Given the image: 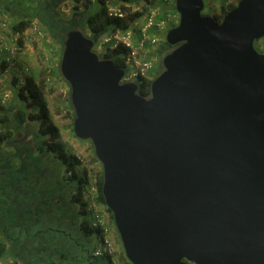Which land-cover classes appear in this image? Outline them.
<instances>
[{
	"label": "water",
	"instance_id": "water-1",
	"mask_svg": "<svg viewBox=\"0 0 264 264\" xmlns=\"http://www.w3.org/2000/svg\"><path fill=\"white\" fill-rule=\"evenodd\" d=\"M174 7L146 97L82 30L66 32L73 133L101 164L131 264H264V0L219 21L204 0Z\"/></svg>",
	"mask_w": 264,
	"mask_h": 264
},
{
	"label": "trees",
	"instance_id": "trees-1",
	"mask_svg": "<svg viewBox=\"0 0 264 264\" xmlns=\"http://www.w3.org/2000/svg\"><path fill=\"white\" fill-rule=\"evenodd\" d=\"M64 1L32 0L34 6L25 8L22 18L11 28L13 33L19 34L18 46L22 48L23 38L29 34L33 22L46 33L51 46L54 42L60 47L61 57L64 36L73 28L82 30L96 43L102 36L131 28L154 5L161 14L157 20H163L170 10L176 12L174 0L171 8L166 6L167 0H145L147 5L135 12H131V6L126 3L129 0H122L120 8L125 16L119 18L110 14L106 0H87L83 9L74 7L64 13ZM234 7L222 9V15L214 18L221 20ZM261 41H255V45ZM171 48L164 41L156 53L162 54ZM125 55L126 49L121 44L99 54L123 70H126ZM2 62L0 74L7 69V64ZM46 66L49 67V63ZM25 69L20 71L25 74L24 78L13 82L14 96L9 106L6 102L10 97L4 99L6 93L1 95L0 92V260L8 257L12 264H100L93 256L96 247L93 237L99 239V231L91 225L87 210L89 172L61 141L60 130L51 120L47 102V95L53 94L58 82L64 79L59 71L50 76V71L28 73ZM152 72V78L137 82L141 96L149 95L151 81L160 70ZM7 88L0 87V91L5 92ZM66 102L67 115L73 119L68 98ZM6 147L10 148L8 152ZM92 159L100 165V170L94 174L97 200L113 217L102 195V168L94 152ZM116 238L121 249L114 253L117 263L131 264L119 236ZM106 258L112 264L111 257Z\"/></svg>",
	"mask_w": 264,
	"mask_h": 264
},
{
	"label": "built area",
	"instance_id": "built-area-1",
	"mask_svg": "<svg viewBox=\"0 0 264 264\" xmlns=\"http://www.w3.org/2000/svg\"><path fill=\"white\" fill-rule=\"evenodd\" d=\"M217 1L220 4L219 10L213 16L221 15L222 9L227 10L231 6H234L233 4L235 2V0ZM121 5H123L122 0H117L115 5H108L110 14L119 18H124L125 13L120 8ZM136 9H138V7H136ZM160 15L158 9H151L150 12L144 16V23L142 25H139L137 21L131 28L116 30L114 33L102 36L94 43L93 50L98 55L104 53L107 48L114 49L120 44L126 49V70H124V76L121 80L122 83L137 84V82L142 79H149V75L155 66L153 64L154 60L146 58L145 55L148 54L152 48L160 46L165 41V38L161 35V32L165 34L166 31L169 30V28L164 30L165 26H171L173 23L177 24L179 20L177 12L170 11V13L165 14L163 20L156 21V17ZM0 28L3 30L8 29V23L5 19H0ZM152 28H155L154 31H152ZM29 34L34 37L43 36L42 30L36 22L31 24ZM18 36L19 34L13 33V38L10 39L11 44L8 42L2 43L0 48V60L3 61L5 58L6 61L12 62L11 57H13L15 52L20 48L18 46ZM8 53L11 57L7 56L2 58V56ZM157 58H155L156 61ZM25 71H27V69H25ZM7 97L8 95L5 94L4 99ZM86 194L88 201L87 210L91 225L99 231L100 243L95 247L93 256L96 258L111 257V263L118 264L114 255L116 250V239L114 240L113 238V232L116 234L117 231L115 229L113 217H111L105 207L98 202L96 187L90 186Z\"/></svg>",
	"mask_w": 264,
	"mask_h": 264
},
{
	"label": "rangeland",
	"instance_id": "rangeland-1",
	"mask_svg": "<svg viewBox=\"0 0 264 264\" xmlns=\"http://www.w3.org/2000/svg\"><path fill=\"white\" fill-rule=\"evenodd\" d=\"M90 1L95 2L96 0H90ZM116 1L117 0H106V3L107 5L112 6L113 3L116 4ZM237 1L239 2L240 0H235L233 5H236ZM84 3H87V0H65L62 5V7L64 8L63 12L64 13L69 12V10H71L74 7H77L78 9H83ZM126 3L129 6H131L132 8L131 12L140 11L145 7V5H147V2L145 0H129L126 1ZM215 3H217V0H204L203 12L210 15H214L215 13H217ZM136 7H138V9H136ZM151 8L152 10H154L158 7L157 5L156 6L154 5V7ZM143 23H144V17L138 20L139 25H142ZM168 27L170 28L169 25L165 26L164 30ZM166 33L164 34L163 32H161L163 38H165ZM42 34L43 36L40 37L37 36L34 37L28 34L26 37L23 38V43L25 44V50L24 53L22 54L23 57L20 58L19 61L22 62L24 64V67L28 69V73H33V72L37 73L38 71L44 70L45 72L50 71L49 74L51 76L52 74L57 73V71H59L60 58L59 60L57 57L53 58V53L51 51V47L53 46L50 45L51 43L49 42V40H46L47 39L46 33L42 32ZM257 47L259 50L263 51L262 53H264L263 41H261L257 46L255 45V48ZM27 54L29 56H27ZM165 54L166 52L159 54V57L157 58V61L154 65L160 71H162L161 60ZM48 63H49V67L46 66L48 65ZM153 75L154 74L151 71L149 78H152ZM15 76L17 78L13 77L14 79H12V82L5 81L4 83V85H6V88L10 87V89L7 88V91L5 92L2 90L0 91L1 95L6 93V95H8L7 98L10 97L9 101L6 102L7 103L6 106H9L13 102L15 86H13V84L11 83H13L14 81L16 83V80H22L25 74L18 73V75ZM0 86H2L1 83ZM11 86H13L12 87L13 89L11 88ZM67 98L69 99V86L64 80H61L58 82L57 89L55 90V92L53 94L47 95V102L49 104V108L51 111V120L58 126L60 130L61 141L66 145L69 152L75 154L82 162L83 168L87 169V171L89 172L88 175L89 182L91 186L95 187L94 174H96V172L100 170V165L98 163H95L92 159L94 151L91 143L89 141L80 140L76 138V136H74L72 133L71 124L73 122V119L71 116L67 115L69 114L68 113L69 108L66 102ZM9 150L10 148L6 147V152H8ZM99 243L100 240L97 239L96 237H93V245L97 247ZM116 244H118V251L116 252H120L121 249L119 242L117 241V238H116ZM97 258L100 264H109L106 257H97ZM1 261L2 260H0V262ZM3 264H8V263L3 262Z\"/></svg>",
	"mask_w": 264,
	"mask_h": 264
},
{
	"label": "crops",
	"instance_id": "crops-1",
	"mask_svg": "<svg viewBox=\"0 0 264 264\" xmlns=\"http://www.w3.org/2000/svg\"><path fill=\"white\" fill-rule=\"evenodd\" d=\"M32 1V0H31ZM30 0H0V19H5L8 23V29L7 30H3L0 28V48L2 43H9L11 44L10 39L13 38V31L11 30L12 25L17 23L23 16L24 9L25 8H29L31 5ZM172 0H167L166 1V6L171 8L172 7ZM34 6V5H31ZM219 2L217 1V3H215V7H216V12L219 10ZM156 21H160L157 20L156 17ZM169 28V27H168ZM155 28H152V31H154ZM53 49L51 47V51L53 53V58L57 57L58 59L59 57V50L60 47L54 42L52 44ZM159 46L154 47L150 50V52L148 54L145 55L146 58L154 60L153 64L155 65L156 63V59L159 56V53H156V51L158 50ZM25 50V44H22V48L20 46L19 50L17 52H15V54L13 55V57H11L9 55V53L5 56H2V58L4 57H11L12 58V62L6 61L4 58V64H7V69L4 70L3 73L0 74V83L2 84L3 88H6V85H4L5 81H10L12 82V79H14L13 77H16L15 75H18V73H20L21 69H23L24 64L22 62L19 61L20 58L23 57V53ZM27 56H29L27 54ZM3 64L2 61H0V67ZM25 68V67H24ZM158 69L157 67H153V70ZM17 78V77H16ZM13 84V83H11ZM12 88V87H11ZM2 89V88H1ZM13 89V88H12ZM3 90V89H2ZM113 238L114 240L116 239L115 233L113 232ZM116 249L118 250V244H116ZM4 263H8V264H12V261L10 258L6 257L3 260Z\"/></svg>",
	"mask_w": 264,
	"mask_h": 264
},
{
	"label": "flooded vegetation",
	"instance_id": "flooded-vegetation-1",
	"mask_svg": "<svg viewBox=\"0 0 264 264\" xmlns=\"http://www.w3.org/2000/svg\"><path fill=\"white\" fill-rule=\"evenodd\" d=\"M237 3H238V1H237ZM237 3H236V4H237Z\"/></svg>",
	"mask_w": 264,
	"mask_h": 264
}]
</instances>
